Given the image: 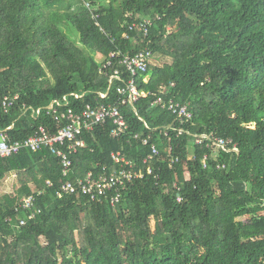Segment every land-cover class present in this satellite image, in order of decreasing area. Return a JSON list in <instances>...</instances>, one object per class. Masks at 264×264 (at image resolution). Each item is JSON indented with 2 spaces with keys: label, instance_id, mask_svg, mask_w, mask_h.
Returning a JSON list of instances; mask_svg holds the SVG:
<instances>
[{
  "label": "trees",
  "instance_id": "16d2710c",
  "mask_svg": "<svg viewBox=\"0 0 264 264\" xmlns=\"http://www.w3.org/2000/svg\"><path fill=\"white\" fill-rule=\"evenodd\" d=\"M143 17L153 19L146 36L128 30L125 21ZM145 46L152 58L136 84L147 94L119 104L123 134L110 135V119L80 134L66 176L46 148L0 158V182L17 183L0 193V264H264V0H0V131L12 140L40 125L55 131L46 107L71 92L83 104L117 103L130 75L102 64L113 50ZM158 95L192 118L179 124L153 104ZM209 133L230 140L229 151L213 158L195 143ZM144 137L158 149L151 173ZM114 152L143 171L115 204L111 192L58 197L66 180L116 171ZM31 194L40 212L29 219L20 202Z\"/></svg>",
  "mask_w": 264,
  "mask_h": 264
},
{
  "label": "built area",
  "instance_id": "2783aa9c",
  "mask_svg": "<svg viewBox=\"0 0 264 264\" xmlns=\"http://www.w3.org/2000/svg\"><path fill=\"white\" fill-rule=\"evenodd\" d=\"M86 6L91 8L89 3H86ZM127 16H131V14H127ZM93 18H97V15L94 13ZM152 21L153 19L149 17H143L135 18V20L130 23L125 21V24H127L129 31L139 30L146 36ZM100 30L103 31V28L100 27ZM123 36L126 39L130 38L127 32H124ZM151 58L152 51L147 46L133 53L123 52L121 49L111 51L105 62H103L101 70L102 68H111V66L116 63L124 68L130 75L123 86L117 88V93L120 96L117 103H102L96 106L91 103H79L84 93L77 92L64 94L60 98H53L46 107V111L53 116L54 121L58 124L57 129L51 132L44 125H40L32 135L22 140H12L6 131H0V158L11 156L22 150L35 152L46 148L59 159L62 174L66 176L71 172V156L75 154L79 148L85 146L84 139L79 138L80 134L85 131L93 130L95 126L103 124L109 119L113 122V127L110 130V135L113 138L119 137L126 131L127 123L120 110L119 104L125 102L133 104L138 98L147 94L137 88L136 82L137 77L146 72ZM118 75H121V69L115 67L112 70L109 80L111 81L113 76ZM17 97V95H14L5 96L3 98L2 107L5 112L13 105ZM100 97L104 98L105 94L101 93ZM153 104L170 111L176 116L179 124H184L193 116L187 105L175 101L172 98L164 99L163 96L158 95L154 99ZM32 113L38 115L40 113V108L34 109ZM144 124L146 126V123ZM9 128L10 127L7 129ZM182 133L183 129L179 128L178 134L180 135ZM135 137H137V135H135ZM149 137H144L142 139V144L149 145L151 150L150 154L143 160V163L146 165L147 173H151V168L147 163L158 154L157 147L153 143L150 144ZM195 143L197 145L206 144L210 146L212 148L210 156L215 158L220 150L229 151L228 145L231 141L218 137L213 133H209L196 136ZM232 149H235V145H232ZM111 156L114 162L119 164V168L116 171L100 174L96 178L93 177L92 172H89L85 178H77L75 181L66 180L60 185L57 191L58 197H62L65 194H82L87 196L90 200L96 201L100 196L111 192L110 202L112 205L115 204L121 198L126 183L137 177H142L143 171L141 167L137 168L135 162L126 159L119 152H114ZM207 158L208 156L204 155L202 159L204 168L207 167ZM177 161L178 157H173L171 163ZM223 166L224 165H222V167ZM47 184L51 185L49 181H47ZM34 200L35 198L32 194L24 196L21 199L20 206L27 210H33ZM177 200L180 201L181 198L178 197ZM39 212V209L33 210L28 215V218H34ZM24 223L25 220L20 219V224Z\"/></svg>",
  "mask_w": 264,
  "mask_h": 264
},
{
  "label": "rangeland",
  "instance_id": "374dc122",
  "mask_svg": "<svg viewBox=\"0 0 264 264\" xmlns=\"http://www.w3.org/2000/svg\"><path fill=\"white\" fill-rule=\"evenodd\" d=\"M153 63H154V61H153ZM15 180H16L15 177L10 176L9 178L4 179L2 182H0V193L7 192V191L10 192V191L14 190L15 186L17 184ZM151 225H152L153 233H155L153 219H151ZM203 254H204L203 250H196L193 252V257L194 258H200V257H202Z\"/></svg>",
  "mask_w": 264,
  "mask_h": 264
}]
</instances>
